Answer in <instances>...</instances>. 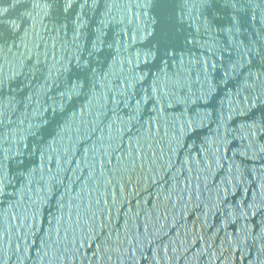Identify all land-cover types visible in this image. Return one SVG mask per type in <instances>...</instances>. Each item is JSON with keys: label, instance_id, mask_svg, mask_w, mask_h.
Instances as JSON below:
<instances>
[{"label": "water", "instance_id": "obj_1", "mask_svg": "<svg viewBox=\"0 0 264 264\" xmlns=\"http://www.w3.org/2000/svg\"><path fill=\"white\" fill-rule=\"evenodd\" d=\"M0 264H264V0H0Z\"/></svg>", "mask_w": 264, "mask_h": 264}]
</instances>
